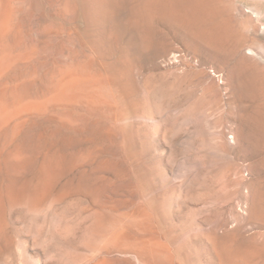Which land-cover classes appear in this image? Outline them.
<instances>
[{
	"label": "rangeland",
	"instance_id": "374dc122",
	"mask_svg": "<svg viewBox=\"0 0 264 264\" xmlns=\"http://www.w3.org/2000/svg\"><path fill=\"white\" fill-rule=\"evenodd\" d=\"M0 42L44 105L0 123V264H264V0H0Z\"/></svg>",
	"mask_w": 264,
	"mask_h": 264
},
{
	"label": "bare ground",
	"instance_id": "6f19581e",
	"mask_svg": "<svg viewBox=\"0 0 264 264\" xmlns=\"http://www.w3.org/2000/svg\"><path fill=\"white\" fill-rule=\"evenodd\" d=\"M7 11V10H6ZM242 11V10H241ZM246 12V11H245ZM243 13V12H242ZM7 16V15H6ZM9 18H11V16L9 17ZM223 21V20H222ZM250 21H251V19H250ZM257 23H259V22H257ZM257 23H255V24H253V28L254 29H256V26H258V25H260V24H258L257 25ZM9 24H10V22H9ZM250 25H251V23H250ZM2 26V25H1ZM262 26V25H261ZM13 27V26H12ZM2 28V27H1ZM10 28V27H9ZM253 29V30H254ZM17 30V29H16ZM257 30H259V29H257ZM13 31V30H12ZM255 31V30H254ZM15 32V31H14ZM16 32H18V31H16ZM11 34V33H10ZM2 35V34H1ZM8 35V34H7ZM10 37V36H9ZM19 38V37H18ZM17 40V39H16ZM15 41V40H14ZM3 42V41H2ZM1 43V42H0ZM5 43V42H4ZM8 42H6V44H7ZM17 43V42H16ZM21 44H22V42H20ZM3 44V43H2ZM10 45V44H9ZM16 45V44H15ZM5 46H7V45H5ZM19 46V45H18ZM2 47V46H1ZM8 47V46H7ZM7 49V48H6ZM253 49V48H252ZM2 50V49H1ZM6 51V50H5ZM12 51V50H11ZM17 51V50H16ZM7 52V51H6ZM6 52H5V55H6ZM10 52V51H9ZM8 52V53H9ZM32 52V51H31ZM11 53V52H10ZM9 53V54H10ZM17 53V52H16ZM19 53V52H18ZM22 53V52H21ZM2 54V53H1ZM24 54V53H23ZM26 54V53H25ZM31 54V53H30ZM18 55V54H17ZM11 56V55H10ZM20 56V55H19ZM24 56V55H23ZM0 57H4V55L3 56H0ZM17 57V56H16ZM66 69V68H65ZM2 71V70H1ZM5 74H7V73H5ZM55 76V75H54ZM5 77H7V76H5ZM73 78H74V76H72ZM75 79V78H74ZM9 80V79H8ZM55 80V79H54ZM72 80V79H71ZM72 81H74L75 82V80H72ZM71 81V82H72ZM4 82V81H3ZM19 82V81H18ZM5 83V82H4ZM18 84V83H17ZM75 84V83H74ZM6 86V85H5ZM19 86V85H18ZM63 86V85H62ZM7 88V87H6ZM22 88V87H21ZM51 89V88H50ZM17 91V90H16ZM40 92V91H39ZM51 92V91H50ZM21 93V92H20ZM4 94H6V92L4 93ZM1 95V94H0ZM19 97V96H18ZM46 97V96H45ZM91 97V96H90ZM16 101V100H15ZM32 101V100H31ZM5 102V101H4ZM2 103V102H1ZM0 103V104H1ZM7 103H8V100H7ZM1 104L2 106L0 107V123H7L9 120H11V119H20L19 117H21L25 112H31V111H34V112H41V111H43L42 109H43V104H41L40 105V103H38V104H34V103H23L21 100H18L17 99V101L16 102H14V104H13V102L12 103H10V105H8V104ZM32 113V112H31ZM43 113V112H42ZM26 114H29V113H25L24 115H23V117L24 116H26ZM40 116V115H39ZM33 117H34V115H33ZM23 121V120H22ZM66 121V120H65ZM12 123V122H11ZM10 124V123H9ZM18 125V124H17ZM1 126V125H0ZM3 127V126H2ZM48 198V197H47ZM148 212V211H147ZM147 215L148 216H151V214L150 213H147ZM155 215V214H154ZM124 218V217H123ZM148 218H150V217H148ZM146 221V220H145ZM129 227V226H128ZM152 227V226H151ZM145 228V227H144ZM151 230V229H150ZM120 233V232H119ZM123 233H124V231H123ZM129 233V232H128ZM154 234V233H153ZM157 235V234H156ZM122 236V235H121ZM159 236L160 235H158L157 237H156V239H155V241L152 243L151 241H149V242H151V245H150V250L152 249L151 248V246L152 247H154V248H156V249H158L159 251H162L163 253H166L165 255H166V262L167 263H169V264H177V262H176V260H175V257L172 255V254H170L169 253V248L167 247V245L164 243V242H162V240L159 238ZM117 237V236H116ZM122 237H125L124 235L122 236ZM150 237V236H149ZM128 238V237H127ZM151 238V237H150ZM155 238V237H154ZM134 240V239H133ZM133 240H131V241H133ZM130 241V240H129ZM116 242V241H115ZM148 242V246H149V243ZM129 243H131V242H129ZM140 243H141V241H140ZM143 244H145V243H143ZM119 245H121V244H119ZM127 245V244H126ZM132 245H135V244H132ZM144 246V245H143ZM146 247H147V245H145ZM108 247V246H107ZM135 247H136V245H135ZM153 248V249H154ZM106 249V248H105ZM125 249V248H124ZM141 248L139 247H136V252L137 253H139L140 254V257H141V260H143V261H148L147 263L149 264V263H153V262H155L156 260H154V257L152 256V254L151 253H153V252H151V253H149V254H146L145 253V255L144 254H142V253H140L141 252V250H140ZM152 249V250H153ZM134 250V249H133ZM148 250V249H147ZM155 250V249H154ZM171 250V249H170ZM134 252V251H133ZM147 252H149V250L147 251ZM157 253V252H156ZM160 254H161V252H159ZM158 253V254H159ZM158 254H156V256L158 255ZM138 255V254H137ZM177 255V254H176ZM139 256V255H138ZM159 257V256H158ZM156 258V257H155ZM160 258V257H159ZM163 259H165V258H163ZM178 259V258H177ZM165 262V261H164ZM95 264H111L110 262H108L107 260H104V261H101V262H96ZM144 264H145V262H144ZM155 264V263H154Z\"/></svg>",
	"mask_w": 264,
	"mask_h": 264
}]
</instances>
